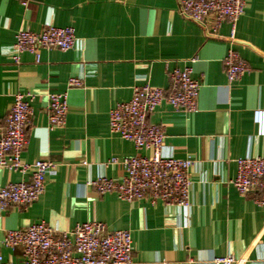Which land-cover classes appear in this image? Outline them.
<instances>
[{
    "label": "crops",
    "instance_id": "0c3cea01",
    "mask_svg": "<svg viewBox=\"0 0 264 264\" xmlns=\"http://www.w3.org/2000/svg\"><path fill=\"white\" fill-rule=\"evenodd\" d=\"M49 26L73 27V49L43 50L40 62L24 53L15 63L17 33ZM231 30L226 22L218 37L210 36L208 28L179 15L178 0H34L27 9L0 0V128L14 95L31 93L34 115L23 159L57 165L40 200L27 210L0 209V252L7 262L23 257L21 248L3 245L10 230L46 222L67 232L97 221L132 233L134 264H214L227 255L237 264H264V206L256 203L261 195L242 196L230 184L239 158L264 157V0H246L234 41ZM230 50L250 68L234 83L224 69ZM194 58L193 77L201 83L197 111L188 114L164 102L150 117L165 131L163 156L196 160L191 206L99 194L89 182L126 175L111 160L152 155L110 131V110L129 101L135 87L168 90L169 71ZM72 78L82 85L69 88ZM51 93L68 94L64 128L49 127ZM30 174L0 168V187Z\"/></svg>",
    "mask_w": 264,
    "mask_h": 264
},
{
    "label": "built area",
    "instance_id": "2783aa9c",
    "mask_svg": "<svg viewBox=\"0 0 264 264\" xmlns=\"http://www.w3.org/2000/svg\"><path fill=\"white\" fill-rule=\"evenodd\" d=\"M27 9L34 0H16ZM246 0H178L181 17L208 28V34L218 37L222 25H231V40L236 39L237 24L244 16ZM76 32L73 27L49 26L40 33L20 30L16 35L15 63L21 55L29 53L37 62L43 50L68 52L73 49ZM189 61L184 69L169 71L170 88H156L150 84L135 87L132 98L116 104L109 112V127L113 134L132 142L138 152L151 150L152 155L141 153L124 160L114 158L112 164H121L126 170L123 180L100 177L89 182L99 194L112 193L125 202L149 198L152 204L162 202L167 206H191L192 170L196 160L190 157H165L162 149L166 134L162 126L152 124L150 117L166 102L177 111L188 114L198 109L201 83L193 77ZM227 79L234 83L250 68L237 52L230 50L224 59ZM82 85L72 78L69 88ZM31 93H17L5 126L0 128V168L26 175L28 180L0 187V209L27 210L47 191L48 178L57 176V165L47 160L29 164L23 159L28 145V128L34 115ZM68 94H49L47 116L50 129L64 128L68 118ZM238 193L246 196L258 192L256 200L264 206V157H244L237 160V175L230 181ZM5 248H21L20 263L7 262L0 252V264H134L132 233L127 230H109L106 224L90 221L78 224L67 232H58L46 222L26 229L10 230L3 241ZM233 255L217 257L214 264H237Z\"/></svg>",
    "mask_w": 264,
    "mask_h": 264
}]
</instances>
